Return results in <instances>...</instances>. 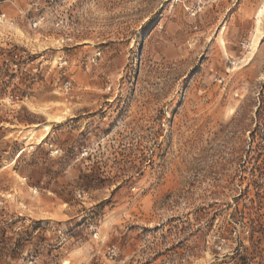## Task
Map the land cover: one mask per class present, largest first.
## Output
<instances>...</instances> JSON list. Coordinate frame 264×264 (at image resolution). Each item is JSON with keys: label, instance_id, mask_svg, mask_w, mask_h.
I'll return each instance as SVG.
<instances>
[{"label": "rangeland", "instance_id": "rangeland-1", "mask_svg": "<svg viewBox=\"0 0 264 264\" xmlns=\"http://www.w3.org/2000/svg\"><path fill=\"white\" fill-rule=\"evenodd\" d=\"M264 0H0V264H264Z\"/></svg>", "mask_w": 264, "mask_h": 264}, {"label": "trees", "instance_id": "trees-1", "mask_svg": "<svg viewBox=\"0 0 264 264\" xmlns=\"http://www.w3.org/2000/svg\"><path fill=\"white\" fill-rule=\"evenodd\" d=\"M263 104H264V97H263V95H261V100H260V104H259L258 108H261V106H263Z\"/></svg>", "mask_w": 264, "mask_h": 264}]
</instances>
